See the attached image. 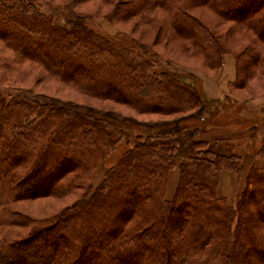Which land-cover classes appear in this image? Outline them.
Returning <instances> with one entry per match:
<instances>
[{
    "label": "trees",
    "instance_id": "16d2710c",
    "mask_svg": "<svg viewBox=\"0 0 264 264\" xmlns=\"http://www.w3.org/2000/svg\"><path fill=\"white\" fill-rule=\"evenodd\" d=\"M63 1L69 8L58 23L42 0H0V264H264V166L247 169L228 203L219 195L222 174H242L244 157L222 151L234 141L201 137L243 127L246 105L224 108L208 97L172 55L147 43L150 33L126 44L91 27V15L73 6L93 0ZM99 1L114 26L159 24V38H181L212 75L232 53L231 91L264 77V50L254 46L264 47V0ZM229 23L235 27L217 31ZM239 30L248 35L234 51L227 38ZM38 74L76 98L17 85ZM254 150L264 157V144ZM38 171L46 177L36 179ZM72 197L43 218L19 207Z\"/></svg>",
    "mask_w": 264,
    "mask_h": 264
},
{
    "label": "rangeland",
    "instance_id": "374dc122",
    "mask_svg": "<svg viewBox=\"0 0 264 264\" xmlns=\"http://www.w3.org/2000/svg\"><path fill=\"white\" fill-rule=\"evenodd\" d=\"M62 1L63 0H54V1L46 0L45 2H43V0H42L43 11L49 13L50 15H53L54 20L57 21L58 23H64L63 22L64 19L62 17V14L65 13V11H67V9L69 8V6L66 5L67 2L65 3V1H63L64 4H61ZM240 1L244 2L243 0H240ZM83 4H84V6L81 8L77 7V6L76 7L73 6V8L77 9V10L84 11L85 13L91 15V18L89 19V22L92 24L91 27L95 28L96 30H100L101 32H103L107 36L120 37V39H122V41L126 44L130 42V39L136 38V37H138V35L141 36V35L145 34L147 36V34L150 33L151 36L148 37V38H150V40H148L147 43L153 44V46H152L153 49L158 51L164 58H167L168 56L172 55L174 57L173 60H175L176 63L181 64V65L173 64V67L176 70H178L179 72H182L183 76H186L185 77L186 79L190 80L191 82L193 81L194 83H196V85L198 86V89H201L206 93V91L204 89V82H205V79L207 77H210L207 79V81L211 80L212 82H214L216 84V78L215 77H218V75H217L218 72L216 74L212 75L213 72L204 70L201 66V61H200L201 59H199V58L195 59L194 57L191 56L190 51L187 50L186 48H184V46H183L184 42H182L181 38L176 37L175 40H170L166 37H160L159 38L156 35V33L158 32V29L160 27L159 24H157L154 29H146L144 27H142V28L139 27L140 29L138 28V30H135L136 23L134 21H132L131 24L129 23L128 26H124V25L123 26H120V25L114 26L113 24H111L108 20H106L103 17L104 13L108 10V8L106 5L100 4L99 0H93L90 3H83ZM100 5H102V6H100ZM57 6H60L61 8H59ZM235 9L238 10L237 6ZM231 27H235V26H232V24H230V23H229V25L223 24L220 28L217 29V31L219 33L221 32V30H222V32H226ZM119 29L123 32L124 35H121L122 32H120ZM148 31H150V32H148ZM245 35H248V32H246V33H245V31L240 32V30L238 32L234 31L232 34H229L230 37L227 39H229L228 42L229 41L230 42L226 43L227 44L226 46L228 48H230L231 50L235 51L237 48H240L244 44L243 40H244ZM121 37H123V38H121ZM254 46L259 48L260 50H264L263 44L255 42ZM166 54H170V55H166ZM230 54H232V53H230ZM224 61H225V56H224ZM203 72L208 73V74H204ZM16 78H21V77L17 76ZM263 81H264V77L262 75L260 76V74H258V75L252 76V78H250L248 86L246 88H243V90L234 91L232 89V92L235 95L239 96L240 100L241 99L242 100L240 101L237 99H232V101L226 100V102L229 105H232V104L235 105V104H240V103L246 105V108L244 109V111L242 113V115L245 117V120L243 121L244 126L240 127V128L251 131V134L248 135V137H247L248 138L247 141H249V137L252 135H255L256 137L253 140H250V142H244L241 144L236 143V145H235V147H233V149H231L232 147L229 145L231 150H228L227 147H223V150L221 149L222 151H226L228 153H230V152L231 153H233V152L240 153V154H242L243 157L245 155H248V158H249V157H251V153L254 149L259 148L261 145L264 144V139L258 138V136H257L258 126H257L256 130L250 129V125L252 123L254 124L255 120L260 122V120L262 118V115L260 114V108L259 107L253 108L252 106H250V103H249V100L251 98H255V97L264 95V90L261 88L263 85ZM209 83L211 85V82H209ZM17 85L28 86V87L30 86L32 90L42 91V92H46V93H50V94H58L59 96L64 97V98H69V97L74 98L77 95V93L72 91L69 87H66V86H63L62 84H59V82H57L54 79L44 80V78L41 77L40 74L36 75L35 78L34 77L30 78V77L26 76V78L20 79L17 82ZM6 93L7 92H5L3 94H6ZM218 102H220V101H218ZM108 105H109L108 107L113 106L112 104H108ZM116 108L122 109V107H119V106H116ZM145 117L147 119L156 118V117H151V116H145ZM218 128H222V127H218ZM225 128L237 129V127H225ZM228 143L233 145L234 142L232 143L229 141ZM115 154H118V151L113 153L108 158L107 164H110L111 162L115 161V157H114ZM254 157L256 158L255 155H254ZM10 159H12V158H10ZM50 161H51V159L48 158V162H46V165ZM51 163H52L51 165L48 164L49 168H54L57 166L56 161L51 162ZM243 165H244V172L242 174L237 173L239 175V180H237V182L235 181L234 178H230V180L226 181V193H229L230 195L229 196H222V197L226 198L228 203H232L235 199V196L237 195V192L241 191L244 188V185L246 182L245 181L246 171L251 165H254V164H251L249 166V165H247V163L244 164V160H243ZM107 167H108V165H103V167L100 171V174L97 176V179L95 180V183L97 182V180L100 179V176L102 175L103 171ZM45 171H38V172H36V174L34 176L36 177V179L40 178V177L45 178L46 174H47V173L46 174L44 173ZM177 174H178V168H175L171 171V177H169L168 188H167V192H166L167 198H171L174 194L177 179H178ZM47 178H50V177H47ZM35 184H37V183L35 182ZM233 185H237V187H235V186L233 187ZM232 191H234L233 196H231ZM73 200H74V197H72L70 199H65V200H58L57 202H55L54 199L43 198V199L30 200V201L22 202L19 207H20L21 211L26 212V213H30L36 218L37 217L43 218V217L48 216L49 213L52 214L55 210L62 208L63 205L72 202ZM50 211H52V212H50ZM29 251L32 252L31 250H29ZM85 260H87V259L85 258ZM25 264H27V263H25ZM71 264H72V262H71Z\"/></svg>",
    "mask_w": 264,
    "mask_h": 264
},
{
    "label": "crops",
    "instance_id": "0c3cea01",
    "mask_svg": "<svg viewBox=\"0 0 264 264\" xmlns=\"http://www.w3.org/2000/svg\"><path fill=\"white\" fill-rule=\"evenodd\" d=\"M218 77L216 78V84L212 82L211 80H208L207 77L204 82V89L206 91V94L208 97L220 101L222 106L224 108H229L231 105H229L226 100L228 98L231 99H237L240 100V97L235 95L231 89H230V82L234 81L236 78V61L232 54L227 53L225 54V61L221 68L218 71ZM211 82V85L210 83ZM242 100V99H241ZM240 100V101H241ZM250 106L253 108H264V95L251 98L249 100ZM229 105V106H228ZM258 126L257 130V136L258 138L264 139V116L263 119L260 120V122L256 123ZM251 134V131L246 129H232V128H212L207 131H205L202 134V138L205 140H214V139H220V140H228V141H234L236 144H241L244 142H247L248 135ZM254 151L251 153V157L248 158V155L244 156V164L247 163V165L254 164L255 166H264V158H255L254 157ZM230 178H234L235 181L239 180V175L235 172L231 171H224L221 178V183L219 187V194L221 196H229V193H226V181L230 180ZM237 187V185H233V187ZM168 188V187H167ZM236 190V189H235ZM234 191H232L231 196H233Z\"/></svg>",
    "mask_w": 264,
    "mask_h": 264
}]
</instances>
